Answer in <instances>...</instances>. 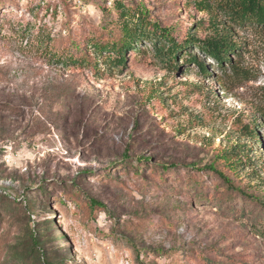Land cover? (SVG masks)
I'll return each mask as SVG.
<instances>
[{
    "label": "rangeland",
    "instance_id": "obj_1",
    "mask_svg": "<svg viewBox=\"0 0 264 264\" xmlns=\"http://www.w3.org/2000/svg\"><path fill=\"white\" fill-rule=\"evenodd\" d=\"M200 1L0 0V264H264V25ZM142 12L176 64L96 49Z\"/></svg>",
    "mask_w": 264,
    "mask_h": 264
},
{
    "label": "trees",
    "instance_id": "obj_2",
    "mask_svg": "<svg viewBox=\"0 0 264 264\" xmlns=\"http://www.w3.org/2000/svg\"><path fill=\"white\" fill-rule=\"evenodd\" d=\"M200 4L204 3L207 8L219 10L231 23L242 26L249 24L264 25V0H201ZM202 7V6H200ZM145 14L142 12L139 17H141L134 28H130L127 23L124 25V40L120 39L117 41H108L100 46H96L97 50L103 51H115L118 53L117 62L125 63L126 62V50L127 49H137L135 46L140 41L144 39H151L152 36H155L156 39L168 38V46L166 48L165 44H156L158 52L164 53L167 60L176 64L180 54L183 52H188V44H194L197 38L193 37L192 34L188 36L189 41L187 44H179L173 36L160 25L155 22L149 30V26H145L144 20ZM125 15H122L124 18ZM146 18V17H145ZM217 23V22H215ZM217 33L215 35L208 36L207 39L201 41L198 45L204 50L208 55L216 58L219 62H224L230 52L234 51L236 44L228 37V35L218 32V25L215 24ZM95 45H98L96 42ZM189 60L195 63H198L201 71L206 72L207 67L204 63L200 62L195 56L190 55ZM257 133V132H256ZM224 176V175H223ZM232 188H237L232 181L228 183ZM91 201L94 204H101L98 200L91 198ZM36 239L34 238V241Z\"/></svg>",
    "mask_w": 264,
    "mask_h": 264
}]
</instances>
